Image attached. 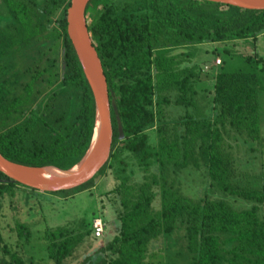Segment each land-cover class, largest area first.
Wrapping results in <instances>:
<instances>
[{"label": "trees", "instance_id": "16d2710c", "mask_svg": "<svg viewBox=\"0 0 264 264\" xmlns=\"http://www.w3.org/2000/svg\"><path fill=\"white\" fill-rule=\"evenodd\" d=\"M69 3L0 0V153L11 161L66 169L89 147L94 99L67 35ZM85 17L123 137L111 110L97 183L45 192L0 171L2 264H264L263 179L235 157L241 143L263 155L264 10L89 0ZM209 51L220 63L204 73ZM191 172L200 194L186 191ZM70 202L74 217L49 218Z\"/></svg>", "mask_w": 264, "mask_h": 264}, {"label": "water", "instance_id": "95a60500", "mask_svg": "<svg viewBox=\"0 0 264 264\" xmlns=\"http://www.w3.org/2000/svg\"><path fill=\"white\" fill-rule=\"evenodd\" d=\"M89 0H70L66 10V30L94 99V129L83 157L69 168L54 165L30 166L5 158L0 153V171L9 179L39 191L54 192L77 187L98 173L108 161L113 136L111 110L114 112L119 138L123 130L113 93L109 91L101 61L87 29L85 9ZM242 9L264 10V0H208Z\"/></svg>", "mask_w": 264, "mask_h": 264}, {"label": "rangeland", "instance_id": "374dc122", "mask_svg": "<svg viewBox=\"0 0 264 264\" xmlns=\"http://www.w3.org/2000/svg\"><path fill=\"white\" fill-rule=\"evenodd\" d=\"M214 46H215V44H214ZM255 49H256V52L259 55L264 56V33L258 36V38L256 40ZM205 56L207 57L206 62L202 63V67H203L204 73L211 71V67L213 65H217L216 64V60L219 58V57L213 56L212 52H210V51L207 54H205ZM262 95L264 96V92L262 93ZM261 108L264 109V104H263V106ZM241 145L244 146L245 151L243 150V148L239 149L237 155H235L237 161H240L241 163H243L246 166V169H250L251 168L250 171L252 173H255V174L261 173V176H262V179H263V183H264V149H263V155H258L257 152H253V151L252 152L251 151L248 152V151H246V149H247V147H246L247 145L246 144L241 143ZM252 145H254V147H258V144H256V143H254ZM233 147H236V144ZM262 147H264V142L262 144ZM246 157H247V159H246ZM201 179H202V177L197 172H193V173L191 172L189 174L186 173L184 175V183H185V186H186V191H188L189 193L194 192L195 194H200V192H201V190L203 188V185H201L202 184V180ZM80 193H84V191L79 192L78 194H80ZM78 194H76V195H78ZM76 201L77 200L75 199V203H76ZM155 204H157V203L155 202ZM59 206L60 205H58V206L54 205L53 208H51V209L49 208V209L46 210V212L49 214V218L54 219V218H56V216H59L61 212L65 211V209H67L68 211L66 213L69 214L68 215L69 217H67L69 219L71 217H74V213L77 211L76 210L77 207L74 206V203H71V202L64 204L65 208H62V207L60 208ZM25 211L21 212V214L18 212V214H17L18 219L30 220V222L34 223V228L35 229L37 227H40L41 226V222H42L40 213L39 214L37 213V214H35V216L30 218V215H26L27 213ZM8 215H9V221H12L11 220L12 219L11 218V213H8ZM62 222L63 221H61V223ZM113 232H114V229L110 228V226H109L108 230H107V233L110 235V233H113ZM94 247H95V245H94ZM94 247H93V249H94ZM80 252H83V251H80ZM2 260L3 259L0 258V264H2ZM72 264H76V261H74Z\"/></svg>", "mask_w": 264, "mask_h": 264}, {"label": "built area", "instance_id": "2783aa9c", "mask_svg": "<svg viewBox=\"0 0 264 264\" xmlns=\"http://www.w3.org/2000/svg\"><path fill=\"white\" fill-rule=\"evenodd\" d=\"M220 63V59L216 60V64ZM93 233L95 237H101L105 227L104 221L100 217H96L92 221Z\"/></svg>", "mask_w": 264, "mask_h": 264}]
</instances>
